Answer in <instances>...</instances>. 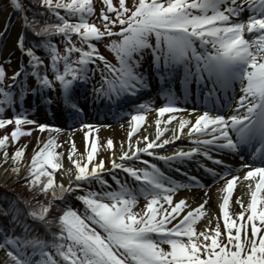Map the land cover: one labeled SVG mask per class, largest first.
Returning a JSON list of instances; mask_svg holds the SVG:
<instances>
[{"label":"snow or ice","instance_id":"1","mask_svg":"<svg viewBox=\"0 0 264 264\" xmlns=\"http://www.w3.org/2000/svg\"><path fill=\"white\" fill-rule=\"evenodd\" d=\"M9 6L21 15L14 40L21 56L10 77L0 63V127L13 125L0 135V165H11L7 179L21 184L23 194H0V248L7 257L0 264H264V0H131L127 5L102 0L98 13L93 0H28L27 9L9 0ZM53 18L57 22H48ZM25 30L40 38L29 39ZM56 35L63 38L62 51L52 39ZM101 40H107L114 60L99 51ZM146 56L149 70L142 66ZM5 59L10 64L12 53ZM149 79L158 81L163 102L132 105L120 146L112 137L102 143L96 135L90 138L101 126L81 121L77 89L88 91L93 103L115 108L149 87ZM48 92L85 130L83 152L71 130L68 134L66 155L74 168L62 162L58 134L64 130L32 119L23 107L26 96L37 94L50 105ZM193 92L198 106L184 107L181 100ZM5 107L11 115H4ZM149 111L155 113L151 138ZM28 124L46 138L37 137L30 158L24 155L27 142L9 154V143L33 132ZM181 137L190 142L186 150H161ZM244 149L248 154L235 168L217 155L239 156ZM100 150H107V161ZM144 154L204 188V199L193 206L177 192L188 185ZM201 157L223 167H209ZM192 160L213 182L227 177L218 189V216L207 207L209 186L199 175L174 168ZM57 169L69 176L67 183L56 180ZM120 173L132 178L131 184ZM237 184L247 200L236 196L240 210L230 211ZM139 197L145 203L136 208ZM70 198L82 207L70 206ZM202 217L207 222L198 228Z\"/></svg>","mask_w":264,"mask_h":264},{"label":"rangeland","instance_id":"2","mask_svg":"<svg viewBox=\"0 0 264 264\" xmlns=\"http://www.w3.org/2000/svg\"><path fill=\"white\" fill-rule=\"evenodd\" d=\"M3 2V0H0ZM129 3H131V0H126V5ZM102 0H93V4L94 7L96 8V11L98 13L99 11V6L101 5ZM114 4H118V0H113ZM99 17H96V20L99 21ZM9 21V16H8V12L7 11H2L0 12V32L1 29H4V22L5 21ZM9 33L5 36V37H0V63L4 64V67L6 69V73H7V77H10L11 72L14 71L16 69V67L18 66V61L20 59V52L18 49L15 48L14 46V40L15 37L17 36L18 32L21 30L20 29V25L17 22H14L12 24H7V28H9ZM15 34V35H14ZM15 36V37H14ZM107 40H101L99 42V47H100V52L103 54H105L106 57L110 58L111 60H114V54L110 51V49L107 48ZM38 51V50H37ZM6 52H11L12 53V61L9 64L7 62V60L5 59V53ZM103 54V55H104ZM143 68L148 70L149 69V63H148V58L147 56L145 57V60L143 62ZM5 86H7L8 83V79L6 78L5 81ZM34 81L31 79V77L28 78V84L31 85L33 84ZM78 93L80 94L79 99H83L84 105L86 106H92L93 104L96 105L95 103L92 102V97L88 95V91H86L83 87L77 89ZM52 95L53 96V101L52 103L46 104L42 102V99L39 97V94H37V96L35 98H33L31 95L26 96L25 100H24V104L23 107L26 109H29V115L31 116L32 119L37 120L38 122H44V123H50V124H56L58 125L60 128H62L64 131L61 132L60 134H58V142L63 141L64 143L61 145V147L64 149V156L62 158V162L64 164V167H73L70 164V161L67 158L66 155V150L69 147V144L67 143V139H68V134L69 131L71 130L72 132V137L76 143L77 149L80 152L84 151V137H83V132L85 130L79 129L76 121L74 120V118L72 116H70L69 114L67 115L66 112L63 111V109H61L60 105H61V101H59L58 99H56V94L53 93H46V95ZM13 99L15 100V97H13ZM35 99L36 100V104L33 106L32 105V100ZM155 98L152 99L153 103ZM186 107V106H184ZM20 108V104L17 102V111ZM187 108V107H186ZM34 109V110H33ZM48 109H50V111L52 112V114H50V116L46 117V114L44 113V111H48ZM45 111V112H46ZM125 118L121 121H119L118 123H113V122H107V121H97V122H91L93 124H98L101 127H99L98 129H95L94 132H90L89 136L91 138L92 135H96L98 138V141L100 143L103 142V140H106L109 136L107 133H109L110 131H112L115 127H118V125H125V128L127 127V124L129 122V117L128 115H126V113H128V110H126L125 112ZM12 114V110L10 107H5V111H4V115L5 116H9ZM45 114V115H44ZM69 122L72 124V126L69 124ZM86 122V121H84ZM13 125H7V126H3L0 127V135H3L5 132H9L10 133V129ZM25 127H32L33 128V132L31 134H25L22 135L18 141L16 142V144H12L9 143L8 144V152L9 154L14 150V148L16 146L19 145H25L26 143V147H25V157L26 158H30V154L33 151L34 147L36 146L37 143V137L40 138V140L42 141L43 139L46 138V133H42L40 132L38 129L35 128L34 125L28 124L25 125ZM123 129V128H122ZM121 129V130H122ZM117 133L116 131H114V134ZM123 133V132H122ZM113 134V133H112ZM181 143H177L175 141V143H172L171 146L168 147H164L163 149H161L164 152H171L173 150H175L178 147H183V148H187L189 147V145H184L183 141H180ZM58 151L61 149H57ZM105 150H100V154H102ZM217 154V153H214ZM146 158H150L147 156V154H144ZM220 155L222 159H225L227 156H223L222 154H217ZM153 159L154 162H156L158 164V166L161 167V169L163 171L168 172L169 175H171L175 180H177L181 185H188L187 187H180L177 189V192L182 194V195H186L187 192L192 191V190H197V186L195 184H191L189 182V180L184 177V176H180L179 174H172L170 173V170H168L166 168V166L164 165L163 161H159L156 160L155 158H150ZM106 161H107V157H106ZM225 161H227V159H225ZM192 162V161H191ZM24 162L22 161V164ZM137 166H139V162H136ZM189 165L191 163L186 162L185 165ZM107 167V163L105 165ZM174 167H177V165H175ZM6 168H7V173H6ZM10 169H11V165H0V171L2 170V176L3 178H0V185L5 186V188H10L12 190H14L15 192H23V186L20 184H13L10 183L9 180L7 179V175L10 174ZM62 169H57L56 172L54 173V176L56 178L57 181L63 180L65 183H67L69 181V177L68 179L64 178V175L61 176ZM191 175H199L197 174V172H194L191 169L187 170ZM234 174V173H232ZM121 175V179L122 180H127L129 181V183L131 184L132 182V178L128 177L126 173H120ZM106 179H110V177L105 176ZM200 178V176H199ZM202 180V182L204 183L205 180L200 178ZM227 179V177H226ZM226 181V180H225ZM224 181V182H225ZM111 182V181H110ZM223 182V183H224ZM223 183L220 185V188H222ZM93 186L97 187L98 189V185L95 184V182H93ZM113 187H115V184H112ZM238 186V184H237ZM236 186V187H237ZM217 187V186H216ZM218 189H216L214 192L212 191V193L215 195L216 200L219 199L217 198L218 195H221V193L218 191ZM235 189V188H234ZM238 194H235V191H233V198L230 201V205L235 204V197ZM190 197V196H189ZM241 198L244 199V201L246 202V198L247 196H241ZM76 204V208H80L82 207L81 203L78 200H73ZM78 202V203H77ZM143 203H145L144 198L143 197H139L138 201H137V205L135 206L136 208L139 207V205H142ZM240 210V208H238V211ZM213 211L217 214L218 216V207L214 208ZM207 221L202 217L200 221L197 222V227L201 228ZM215 219H213V226L215 224ZM220 223L222 224V220L220 221ZM162 247H167L166 244H163ZM7 257H6V250L5 249H0V262L6 261Z\"/></svg>","mask_w":264,"mask_h":264},{"label":"bare ground","instance_id":"3","mask_svg":"<svg viewBox=\"0 0 264 264\" xmlns=\"http://www.w3.org/2000/svg\"><path fill=\"white\" fill-rule=\"evenodd\" d=\"M15 35V34H14ZM15 37V36H14ZM150 87H155V85L152 83L151 84V86ZM149 87H146L145 88V90H148L149 92L151 91V90H149L148 89ZM161 104V102L159 103L158 101H156V103L154 104V106H159ZM61 107H62V109H64L66 112H69V109L61 102ZM186 113H179V114H177V119L179 118V115H185ZM154 118H155V113H154V111H149L148 113H147V115H146V121H153V123L151 124V126L147 129V132H148V134H149V137L151 138V135L154 133V129H155V125H154ZM171 123V122H170ZM123 125V124H122ZM122 125H118V127H115L112 131H110L109 133H107L109 136H111L112 138H113V141H114V144L116 145V147L118 148L119 146H120V142L122 141V140H124L125 139V137H126V129H127V127L125 128V125H123V127H122ZM143 127V126H142ZM123 128V129H122ZM122 129V130H121ZM114 131H116L117 133H115L114 134ZM123 132V133H122ZM113 133V134H112ZM140 135H144L145 133L143 132V131H141L140 133H139ZM180 141H183V142H186V143H184V145H189L190 146V142L187 140V139H185V138H183V137H181V138H178L177 140H176V142L177 143H181ZM172 143H175V141L174 142H172ZM164 147H168V146H164ZM164 147H162V149L164 148ZM186 150V149H185ZM101 155H103V156H105V158L106 157H108V152H107V150H105ZM206 158H203V157H201V160H205ZM206 161V160H205ZM195 168L194 169H196V165L194 166ZM200 168V167H199ZM2 173H3V171L1 170L0 171V178H3V176H2ZM235 174V173H234ZM68 175L67 174H65L64 175V178L65 179H68ZM226 180V177H223L222 179H218L217 181H215V182H210V183H207V184H205V185H208L209 186V188H208V196H209V203L207 204V207H209V208H211L212 210L214 209V208H217L218 207V203H219V200H220V198H221V195H218L217 196V198H219V199H217L216 200V197H215V195L212 193V191L214 192L216 189H218L219 187H220V185L224 182ZM217 186V187H216ZM234 191H235V194H238L237 196H247L246 194L245 195H242V191H243V189L241 188V186H240V184H238V186L237 187H235V189H234ZM204 194H205V190H204V188H201V187H199L198 186V188H197V190H192V191H189V192H187V194H186V196H190V198L192 199V202H193V206H194V204L195 203H199L201 200H203L204 199ZM233 198V195H232V197L230 198V201H231V199ZM242 200H244L243 198H241ZM247 199V198H246ZM238 208H239V206H238V204L237 203H235V204H232L231 205V207H230V211H238Z\"/></svg>","mask_w":264,"mask_h":264},{"label":"trees","instance_id":"4","mask_svg":"<svg viewBox=\"0 0 264 264\" xmlns=\"http://www.w3.org/2000/svg\"><path fill=\"white\" fill-rule=\"evenodd\" d=\"M19 2L24 6L25 9H27L28 0H19ZM2 11H7L8 12V16H9L8 23L9 24H12L14 22H17V23H19L20 29H21V15H20V13L13 11L12 7L9 6V0H3V2L0 1V12H2ZM60 11L63 12L62 9ZM47 15L48 14L45 13V16H47ZM69 18L75 19V17H69ZM29 19H31V13H29ZM37 19L40 20L41 22H43L44 17L43 16H38ZM48 22H57V21L53 18V19L49 20ZM25 32H26V35L28 36L29 39L38 40L40 38L39 36H33L27 30H25ZM52 39L54 41L62 42L61 44L63 45V38H62V36L56 35V36L52 37ZM71 39H72L73 42L77 43V45L79 46L80 41L77 39V37H76L75 34L72 35ZM0 186H3V185H0ZM12 193H16L17 195H22L23 194V192H15L14 190H12L10 188H5V186L0 187V194L11 196ZM68 201H69L70 205L72 206V198H70Z\"/></svg>","mask_w":264,"mask_h":264}]
</instances>
